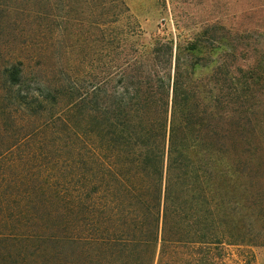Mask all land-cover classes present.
<instances>
[{
    "label": "trees",
    "instance_id": "1",
    "mask_svg": "<svg viewBox=\"0 0 264 264\" xmlns=\"http://www.w3.org/2000/svg\"><path fill=\"white\" fill-rule=\"evenodd\" d=\"M221 42L165 43L157 70L86 91L22 53L0 63V264H220L224 245L264 247V71L229 46L197 76Z\"/></svg>",
    "mask_w": 264,
    "mask_h": 264
},
{
    "label": "rangeland",
    "instance_id": "2",
    "mask_svg": "<svg viewBox=\"0 0 264 264\" xmlns=\"http://www.w3.org/2000/svg\"><path fill=\"white\" fill-rule=\"evenodd\" d=\"M20 6L30 10L13 11ZM219 40L223 46L208 67L196 68L197 76L209 75L229 46L238 51L237 66L264 71V0H0V63L22 53L41 65L45 80L83 91L108 74L119 79L130 64L157 70L153 50L165 43L212 48ZM261 76L253 119L264 127ZM246 247L224 245L220 264H264V247Z\"/></svg>",
    "mask_w": 264,
    "mask_h": 264
}]
</instances>
